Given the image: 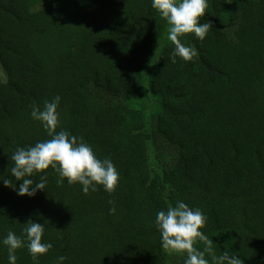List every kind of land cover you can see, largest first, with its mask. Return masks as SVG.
I'll return each instance as SVG.
<instances>
[{"label": "trees", "instance_id": "obj_1", "mask_svg": "<svg viewBox=\"0 0 264 264\" xmlns=\"http://www.w3.org/2000/svg\"><path fill=\"white\" fill-rule=\"evenodd\" d=\"M207 5L205 40L183 41L197 57L172 63L150 0H0V178L17 147L50 139L30 113L57 95V130L120 176L112 194L84 195L49 168L33 198L0 182V239L32 219L53 245L40 264H183L154 227L179 199L207 216L217 254L264 264V0Z\"/></svg>", "mask_w": 264, "mask_h": 264}, {"label": "clouds", "instance_id": "obj_2", "mask_svg": "<svg viewBox=\"0 0 264 264\" xmlns=\"http://www.w3.org/2000/svg\"><path fill=\"white\" fill-rule=\"evenodd\" d=\"M151 8L165 21L167 39L174 46L171 62L177 58L191 62L197 57V49L187 46L183 41L191 34L198 41H204L211 23H201L205 16L207 0H150ZM61 97L55 96L45 101L43 108L33 106L31 119L39 122L50 139L37 141L34 145L17 147L11 156L12 167L9 178H0L5 187L12 188L20 197L33 198L46 190L47 171L51 168L69 186L80 185L84 195L102 188L112 194L118 187L119 172L110 157L99 158L87 142L71 135L60 127ZM39 176V182L32 177ZM15 182H20L16 187ZM113 204L112 201H109ZM116 207L109 209L115 215ZM207 216L199 208H191L182 200L168 203L167 210L157 211L154 227L160 235V246L169 256L182 259L183 264H241V260L227 250L217 254L213 240L204 234ZM43 223L28 219L21 235L9 229L0 239V245L7 249L8 264H17L18 250L26 249L32 264H40V258L52 249L51 242L44 241ZM202 245V247H197ZM65 256L56 258L55 264H64Z\"/></svg>", "mask_w": 264, "mask_h": 264}, {"label": "rangeland", "instance_id": "obj_3", "mask_svg": "<svg viewBox=\"0 0 264 264\" xmlns=\"http://www.w3.org/2000/svg\"><path fill=\"white\" fill-rule=\"evenodd\" d=\"M2 76H4V73H3V71H2Z\"/></svg>", "mask_w": 264, "mask_h": 264}]
</instances>
